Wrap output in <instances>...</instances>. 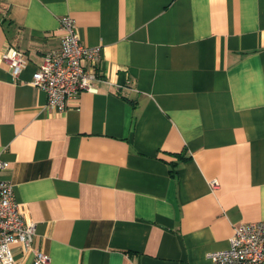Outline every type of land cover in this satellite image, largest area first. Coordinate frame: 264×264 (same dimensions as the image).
Returning a JSON list of instances; mask_svg holds the SVG:
<instances>
[{"label":"crops","instance_id":"1","mask_svg":"<svg viewBox=\"0 0 264 264\" xmlns=\"http://www.w3.org/2000/svg\"><path fill=\"white\" fill-rule=\"evenodd\" d=\"M66 14L100 58L59 110L31 79ZM0 158L35 223L12 264H213L264 219V0H0Z\"/></svg>","mask_w":264,"mask_h":264},{"label":"built area","instance_id":"2","mask_svg":"<svg viewBox=\"0 0 264 264\" xmlns=\"http://www.w3.org/2000/svg\"><path fill=\"white\" fill-rule=\"evenodd\" d=\"M60 44L46 52L34 71L31 84L42 89L47 105L65 109L72 98L81 91H95L98 75L95 65L100 58V48L81 42L75 19L69 14L60 18ZM3 57L10 63L13 75L25 65L24 54L8 47ZM89 62V66L85 62ZM9 162L0 158V264H12L13 244H19L24 252L33 249L35 223L27 221L14 198L13 184L3 179L2 171ZM212 186L217 181L212 180ZM35 264H46L49 257L39 250L34 252ZM213 264H264V219L239 223L233 226L229 245L208 253Z\"/></svg>","mask_w":264,"mask_h":264}]
</instances>
